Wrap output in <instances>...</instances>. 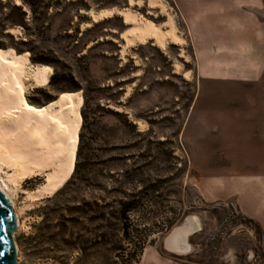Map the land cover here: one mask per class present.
<instances>
[{"label":"rangeland","instance_id":"374dc122","mask_svg":"<svg viewBox=\"0 0 264 264\" xmlns=\"http://www.w3.org/2000/svg\"><path fill=\"white\" fill-rule=\"evenodd\" d=\"M19 1L18 5L16 0H0V45L9 47L12 40L7 34L12 35L15 41H29L18 48L32 51L28 53L33 65L42 64L32 59L55 64L52 83L30 86L28 102L41 107L62 94L80 92L86 117L79 134L84 174L101 178L106 190L115 189L118 200L126 202L127 195H136L139 212L132 218L142 222L135 224L122 259L114 264H130L125 256L132 255L133 260L143 246L140 259L131 264L150 263L147 254L162 264H264V230L242 211L238 195L229 193V177L238 175L239 158L245 154L235 123L247 108L264 112V81L244 85L199 78L192 41L175 0L162 1L186 41L184 52L174 45L161 50L150 41L129 48L125 60L120 34L127 26L122 17L92 22L90 12L131 9L164 27L167 17L158 9L149 13L148 0H134L142 1L141 6L130 5L129 0H41L33 7L36 15ZM45 6L46 28L35 19L41 18ZM176 63L181 65L179 73ZM138 122L144 125L142 130ZM261 150L264 147H248L247 152L254 158ZM110 175L113 183L105 179ZM44 182V176L26 179L13 194L21 210V227L14 232L19 264H55L35 256L26 241L52 197L28 199L29 192ZM88 192L81 188L77 200L88 199ZM65 201L60 205L68 206L70 201ZM191 216L200 222L199 230L188 237L191 250L175 255L165 248L166 239ZM60 248L48 256L64 258L67 264L81 257L79 250ZM87 253L88 264H99L100 249Z\"/></svg>","mask_w":264,"mask_h":264},{"label":"bare ground","instance_id":"6f19581e","mask_svg":"<svg viewBox=\"0 0 264 264\" xmlns=\"http://www.w3.org/2000/svg\"><path fill=\"white\" fill-rule=\"evenodd\" d=\"M16 3L21 4L19 0ZM129 3L141 6L142 1L129 0ZM147 5L149 13L158 9L165 14L167 19L164 27L131 9L90 12L92 22L110 19L115 15L122 17L127 26L120 34L124 41L121 50L123 60L129 48L150 41L161 50L174 45L181 47L184 52L186 41L165 3L162 0H148ZM8 32L15 34L17 29H9ZM182 56L187 58L184 53ZM174 67L175 73H179L181 65L176 63ZM51 74V67L33 65L28 52L18 54L12 49L0 48V173L4 174L3 177L0 174V192L9 200L17 228L21 227V210L16 208L13 194L23 182L44 176V184L36 191L29 192L28 199L34 201L53 196L69 181L75 167L82 126V94L65 93L41 107L30 104L26 98L30 86L40 88L48 85ZM184 77L188 79L189 72ZM138 126L140 130L144 128L141 122H138ZM199 228L198 218L189 217L185 224L169 234L165 248L175 254L186 255L191 250L188 237ZM17 250L19 254L18 246Z\"/></svg>","mask_w":264,"mask_h":264},{"label":"crops","instance_id":"0c3cea01","mask_svg":"<svg viewBox=\"0 0 264 264\" xmlns=\"http://www.w3.org/2000/svg\"><path fill=\"white\" fill-rule=\"evenodd\" d=\"M175 3L192 41L199 78L244 85L264 81V0ZM235 124L245 154L240 155L238 175L229 177V193L238 195L242 211L264 230V150L254 158L247 152L248 147H264V112L247 108ZM147 255L150 263L142 264H162L154 254Z\"/></svg>","mask_w":264,"mask_h":264},{"label":"trees","instance_id":"16d2710c","mask_svg":"<svg viewBox=\"0 0 264 264\" xmlns=\"http://www.w3.org/2000/svg\"><path fill=\"white\" fill-rule=\"evenodd\" d=\"M41 0H23V4L29 7L31 13L36 15V10L33 7ZM21 11V7L15 8ZM22 21L25 19V13L22 12ZM41 18H36L40 21L43 27H47L46 18L49 16L47 6L44 7L43 12L40 13ZM24 25V22H22ZM12 40L9 47L0 45L3 49H12L16 53L32 52L30 50H21L18 46H27L29 41L14 40L12 35L7 34ZM30 59V58H29ZM33 62L42 65L55 67L53 61L49 59H32ZM31 62V61H30ZM52 81H49L51 84ZM61 93L65 91H60ZM84 107V106H83ZM82 126L81 131L84 130L86 117L81 109ZM80 134V133H79ZM81 145L82 136L79 138V145L77 150L76 165L69 181L56 194L48 198L46 205L41 213L40 222L34 224L33 233L27 236L26 241L31 247V251L35 256H40L42 259L51 260L55 264H67L65 259H56L50 255V251L59 250L63 247L67 250H79L81 257H79L74 264H88L90 256L87 252L94 248L101 251L99 264H114L116 259L121 258L124 254L123 246L130 243V232L137 227L138 222L134 221L133 216L139 212L135 207V194L127 195L126 202L117 199L114 188L106 190L101 178L87 177L84 174V167L81 163ZM109 183L114 182L113 176L105 178ZM81 188L89 191V198L77 200V193ZM69 203L68 206L60 205L63 201ZM52 205V208L50 206ZM45 212V213H44ZM136 222V223H134ZM140 225V224H138ZM145 243V239L143 240ZM145 246L138 252L139 254L125 256L127 263H136L143 254ZM142 256V255H141ZM39 257V258H40ZM130 263V264H131Z\"/></svg>","mask_w":264,"mask_h":264},{"label":"water","instance_id":"95a60500","mask_svg":"<svg viewBox=\"0 0 264 264\" xmlns=\"http://www.w3.org/2000/svg\"><path fill=\"white\" fill-rule=\"evenodd\" d=\"M17 227L9 200L0 192V264H19L17 245L14 240Z\"/></svg>","mask_w":264,"mask_h":264}]
</instances>
